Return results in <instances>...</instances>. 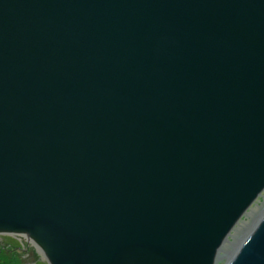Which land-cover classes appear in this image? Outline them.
<instances>
[{
    "label": "water",
    "instance_id": "obj_1",
    "mask_svg": "<svg viewBox=\"0 0 264 264\" xmlns=\"http://www.w3.org/2000/svg\"><path fill=\"white\" fill-rule=\"evenodd\" d=\"M263 194L264 0H0V235L217 264ZM225 264H264V211Z\"/></svg>",
    "mask_w": 264,
    "mask_h": 264
},
{
    "label": "rangeland",
    "instance_id": "obj_2",
    "mask_svg": "<svg viewBox=\"0 0 264 264\" xmlns=\"http://www.w3.org/2000/svg\"><path fill=\"white\" fill-rule=\"evenodd\" d=\"M255 210L256 213L252 216L250 215L252 211ZM264 211V197L260 198L256 204L249 210V213L242 219L243 221L237 225V228H240V225L246 224L245 227L240 228V231L236 234L235 231L232 232V235L238 237L233 238L230 236L229 239L231 242H236L241 239L242 232H245V229H249L252 223L258 220L259 216ZM243 238V237H242ZM9 250L6 255L0 254V262L3 264H47L44 256L37 251V248L32 244L28 243V240L23 237L17 236H0V251ZM231 247H227L226 251H231ZM5 252V251H4ZM227 252L221 253V259L218 264H225L227 262Z\"/></svg>",
    "mask_w": 264,
    "mask_h": 264
},
{
    "label": "bare ground",
    "instance_id": "obj_3",
    "mask_svg": "<svg viewBox=\"0 0 264 264\" xmlns=\"http://www.w3.org/2000/svg\"><path fill=\"white\" fill-rule=\"evenodd\" d=\"M262 197H264V194H263V196ZM262 197H260V198H262ZM259 198V199H260ZM258 199V200H259ZM256 204V203H255ZM249 213V212H248ZM247 213V214H248ZM256 213V211L255 210H253L252 211V213L250 214L251 216L253 215V214H255ZM243 221V220H242ZM241 221V222H242ZM246 226V224L244 223L243 225H240V228H242V227H245ZM240 228L238 229L237 227L235 228V232H236V234L240 231ZM247 230H248V228L247 229H245V232H242L241 234H243L242 236H241V239H242V237H244V235L246 234V232H247ZM233 236V235H232ZM233 238L235 239V238H238V237H236L235 235L233 236ZM241 239H239L238 241H237V239H236V242L234 241V242H231L230 241V239H228V242L224 245V247H223V250L221 251V253L222 252H227L228 254H227V257L226 258H229L230 257V253H233L235 250H236V248L239 246V244H240V242H241ZM231 247L232 246V249H231V251H226V248L227 247ZM221 253H220V259H221ZM219 259V260H220ZM219 260H218V262H219ZM218 262H217V264H218Z\"/></svg>",
    "mask_w": 264,
    "mask_h": 264
},
{
    "label": "trees",
    "instance_id": "obj_4",
    "mask_svg": "<svg viewBox=\"0 0 264 264\" xmlns=\"http://www.w3.org/2000/svg\"><path fill=\"white\" fill-rule=\"evenodd\" d=\"M4 251H5V252H4ZM7 251H9V250H7V249H6V250H2V251H0V254H2V255H6L5 253H7ZM0 260H1V259H0ZM0 264H3V263L0 262Z\"/></svg>",
    "mask_w": 264,
    "mask_h": 264
}]
</instances>
